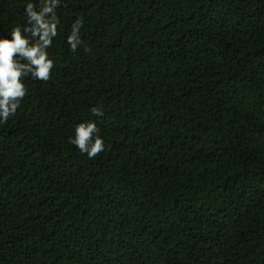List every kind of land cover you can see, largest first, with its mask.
I'll use <instances>...</instances> for the list:
<instances>
[{"label":"trees","instance_id":"trees-1","mask_svg":"<svg viewBox=\"0 0 264 264\" xmlns=\"http://www.w3.org/2000/svg\"><path fill=\"white\" fill-rule=\"evenodd\" d=\"M23 3L0 0V35ZM57 12L50 79L0 126V264H264V0ZM88 120L94 159L69 143Z\"/></svg>","mask_w":264,"mask_h":264},{"label":"clouds","instance_id":"clouds-1","mask_svg":"<svg viewBox=\"0 0 264 264\" xmlns=\"http://www.w3.org/2000/svg\"><path fill=\"white\" fill-rule=\"evenodd\" d=\"M62 0H24L22 23L16 24L6 35H0V126L14 116L27 95L26 80L48 81L54 67L49 49L58 37L61 24L58 8ZM82 21L76 19L66 36L72 52L84 45L81 38ZM90 113L102 117L100 107ZM69 143L89 159L105 151V141L95 121H83L73 128Z\"/></svg>","mask_w":264,"mask_h":264}]
</instances>
